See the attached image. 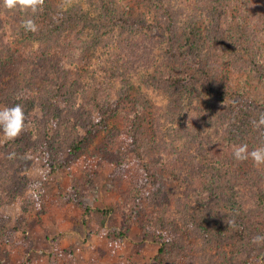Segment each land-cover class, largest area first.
Masks as SVG:
<instances>
[{
	"label": "rangeland",
	"instance_id": "obj_1",
	"mask_svg": "<svg viewBox=\"0 0 264 264\" xmlns=\"http://www.w3.org/2000/svg\"><path fill=\"white\" fill-rule=\"evenodd\" d=\"M95 1L101 6V20L107 22L108 17L116 21L133 13L131 8L138 16L144 11L140 6L137 8L133 0ZM59 3L68 8L76 4L84 9L89 6L88 0H59ZM224 4L220 20L211 21L218 29L213 33L215 38L201 49L202 55H211L223 62L222 93L215 96L198 85L197 90L202 89L200 99L192 100L190 105L180 101L174 104L176 110L171 112L168 99L160 91L142 85L140 77L130 67L142 60H134V57L143 54L141 47L150 40L144 37L150 31V24L145 30L132 27L126 32L119 30L107 34L97 41L96 50L90 51V56L78 50H83L90 39L86 32L80 33L74 46L79 56L71 60L68 57L58 59V69L38 76L28 85L23 84L22 77L10 81L6 72H0L1 79L9 81L8 86L13 87L9 92L25 114L24 131L15 141L10 142L0 134V146L8 149L5 163L20 169L22 179L31 186H40L30 187L26 196L0 206V264H154L161 243L145 233L129 211L132 205L129 196L137 185L144 183L147 167L146 159L137 158L130 133L135 109L144 111L140 118L144 120V133L138 146L162 167L170 166L171 169L172 165H177L176 168L183 165L188 170L189 179L177 177L172 182L173 195L167 200L168 221L179 223L176 204L187 192L194 198L196 195L197 202L194 201L192 207L196 211L194 221L200 226L199 233L207 235L211 228L215 230L207 237L186 231L184 240L170 247L167 264L240 263L244 256L238 252L245 242L234 243L229 234L217 231L229 221V214H213L210 208H200L197 193L202 197L205 193L192 185L194 167L202 168L208 162L212 165L228 159L223 139L210 127H203L200 117L210 120L223 112L229 123V106L239 102L247 115L244 119L247 122L245 143L249 150L260 146L264 138V128L256 130L251 124L264 113V0H254L247 10H241L236 2L230 9L227 1L224 0ZM155 11L156 8L148 22ZM21 14L18 9L0 8L3 20L0 35L10 42L14 38L12 26L17 17L24 16ZM96 16L97 11L94 12ZM208 25L209 20H200V36L210 32L209 29L205 32ZM42 26L46 28V24L40 22L38 28ZM120 42L126 44L121 50ZM21 43L19 41V45ZM218 44L226 54L223 57L220 51L211 50ZM229 44L233 46L230 49ZM39 47L41 43L36 42L31 48L36 51ZM159 50L149 58L150 72L155 71L154 74L159 69ZM195 53H190L188 59L192 63ZM9 64L5 63V70ZM37 71L43 73L41 66H37ZM146 73L149 72L142 69L141 74ZM95 100L101 101V105L109 103L116 109L119 107L120 113L117 117H104L102 110L94 106ZM141 101L149 102V106H142ZM0 107L10 106L2 101ZM168 112L171 114L169 120ZM94 121L106 124L94 126L91 142L74 154L71 146L87 135ZM224 126L229 129L228 125ZM11 154L14 156L10 159ZM57 161L65 165V169L55 168ZM123 163L127 164L126 172L122 177H115ZM6 165H0V173L8 170ZM239 169L245 177L251 174L253 180H258V184H248L246 188L251 202L253 198L257 202L245 207L249 214H258L264 210V204H259L264 192V183L260 184L264 179V167L257 168L249 160ZM34 192L38 199L34 198ZM211 196L205 198L208 203L212 201ZM137 204L145 213L152 211L149 209L151 203L146 204L143 198ZM250 264H261V260L253 257Z\"/></svg>",
	"mask_w": 264,
	"mask_h": 264
},
{
	"label": "trees",
	"instance_id": "obj_2",
	"mask_svg": "<svg viewBox=\"0 0 264 264\" xmlns=\"http://www.w3.org/2000/svg\"><path fill=\"white\" fill-rule=\"evenodd\" d=\"M133 1L136 2L137 8L140 6L144 10L139 16L136 15L135 9L131 8L133 13H127L116 21L110 20L108 17L107 22L101 20L102 16H100L99 11L101 6L95 0H88V9L82 8L80 4L68 8L61 5L59 0H44L33 18L38 26L41 22L46 24V28L42 26V29L38 28L35 33H25L20 26L25 18L22 13L24 16L21 14L22 18L17 17V21L14 23L15 26H12L11 29L14 35L13 42L6 39L3 34L0 35V72H6L7 76L10 77V81H15L18 77H22L24 79L23 84L28 85L33 83L35 79L37 80L38 76L48 75L53 72V69L58 66V59L66 57L70 58V60L76 59L79 56L76 55L78 50L82 51L83 55L90 56V51L96 50L97 41L99 39L102 40L107 34H112L114 31L119 32V30L122 32L125 30L126 32L129 29L131 30L132 27L145 30L150 24V31L145 33L146 35L143 33L144 37H148L150 40L141 47L143 54L139 57H134V60L139 58H142V60L140 63L137 62V66L136 63L130 65V67H133L131 71L140 77L141 84L147 88L160 91L169 101L167 105L170 107V112L172 109L176 110L173 107L179 104L180 101L181 104L186 101V104L190 105L192 100L194 102V99H196L195 101L200 99L199 91L202 90L201 88L214 93L215 96L220 95L222 93L220 76L224 70L222 68L223 62L211 55H202L201 49L210 39L213 40L215 38L213 33L217 32L218 29L214 27L215 24H211V21L217 22L224 14V0ZM226 1L227 4L229 3V9L236 2L237 7H240L241 10H247L254 0H225V3ZM155 8L156 11L150 17L152 18L150 23L147 20ZM96 11L97 16L94 17V12ZM262 15L264 23V12ZM200 20H209V25L205 32L208 29L210 32H207L204 35L205 37L198 34V31H200L198 27ZM2 23L3 20L0 15V33ZM85 32L90 39L85 42L83 50H77L74 47L75 43L81 37L80 33ZM153 38L154 40H151ZM19 41L22 42L20 45ZM36 42L41 43V47H39V50L32 51L31 47ZM120 43V50L126 47L125 43ZM222 43L224 44V42ZM232 47V44H229V49ZM157 49H160L159 55L161 58L157 66V69L158 67L159 69L154 74L155 71L153 73L150 72L149 58L155 55L154 53H156ZM214 49L216 52H221V57L226 55L219 44L215 48L211 47V50ZM192 52H196L193 63L188 60ZM6 62L10 63L7 66V70H5ZM228 62L229 60L226 61V64ZM37 66H41L43 73L37 71ZM152 68H154V65H152ZM142 69L149 73H146L147 75L141 74ZM202 78L203 80L201 81ZM8 82L0 77V103L3 101L12 107L16 99L9 92L13 87L8 86ZM198 85L201 86L199 90H197ZM180 92L182 93L181 95ZM94 104L95 107H98V110H102L104 117H117L120 113L118 105H114L118 107L116 109L109 103L101 105V101L97 100L94 101ZM145 104L147 107L149 106V102L144 103V101H141L142 106ZM234 104L229 106V123L225 121L223 112L210 120L200 117L204 123L203 127H210L223 139L224 144L222 143V145L228 159L219 160L220 163H213L212 165L208 162L209 165L207 164L202 168L194 167L192 169L194 179V181L192 180V185L200 187L205 193V197L197 193L200 199L197 204L200 208L205 210L210 208L213 214H218L219 212L229 214V221L221 225V228L217 231H224L225 234H229V239L234 243L245 242L243 246L240 244L242 250L238 253L244 257L240 259L238 264H250V260L253 257L259 258L261 264H264V245L256 246L251 242L254 236L258 234L264 235V210H261L262 212L258 214H249L245 209L246 205L257 202L255 198L251 202L250 194H248L246 188H248V184H258V180H253V175L251 174L245 177V174L239 169L244 162H237L233 158L234 146L245 143V129L247 127V122L244 120L247 116L244 115L245 111L240 108L239 102ZM188 105H185V107ZM105 106H110L111 108L105 110L106 108H103ZM137 110L135 109L136 114L132 119L133 124L130 126V133L135 142L136 156L139 160L146 159L147 167L144 169V183L137 185L135 191L131 194L132 196H129V200H132L129 211L131 218L137 220L141 229L161 243L153 263L167 264L170 247L174 242H180V239L184 240L185 235H187L186 231L192 230L194 234L207 237L209 236L208 234L213 235L215 230L211 228L209 233L206 231L207 235L199 233L200 229L198 227L200 226L197 225L196 220L194 221V213L196 211L193 208L194 206L192 207L194 201L197 202L196 195L194 198L187 195V192H184L182 197H179L176 204L179 223L172 224L168 221L167 200L173 195L172 182L177 177L183 179L185 176L186 179H189L188 170L183 165L178 168H176L177 165H172L171 169L170 166L162 167L156 163L155 159L146 150L138 146L139 140L142 139L144 133V120H140V118H143L142 112L144 111ZM243 116L245 117L241 118ZM170 117L171 114L168 112L167 119L169 120ZM237 121H240L239 124H236ZM98 124L104 126L106 123L104 124V121L101 123L100 121H94L89 126L87 135L71 146V151L74 154L80 153L86 148V144L91 142L95 131L94 126ZM225 124L228 125L229 129L225 128ZM263 142L264 138L261 139V145L264 144ZM7 150L0 146V165L7 164L6 167L8 169L5 173H0V206L9 204L13 199L26 196L31 187L30 182L22 179L20 169L17 170V168L5 163ZM13 160L12 163L14 162ZM20 165L22 164L20 163ZM125 166H127L126 163L119 165L115 177L124 175L126 172ZM55 168L63 170L65 165L57 161ZM244 179L245 181L243 182L242 180ZM263 181L264 179L260 184H263ZM208 195H212L210 203L205 199ZM141 198L145 200L146 204L148 202L149 204L151 203V205L148 204L149 209H152L150 213H145L142 207L140 209L137 202L141 201ZM262 203L264 204L263 191L262 199H259V204ZM133 213L136 217H134ZM202 231L205 232V230Z\"/></svg>",
	"mask_w": 264,
	"mask_h": 264
},
{
	"label": "clouds",
	"instance_id": "obj_3",
	"mask_svg": "<svg viewBox=\"0 0 264 264\" xmlns=\"http://www.w3.org/2000/svg\"><path fill=\"white\" fill-rule=\"evenodd\" d=\"M44 0H0V8L10 11L19 10L25 18L21 22V28L25 33H35L38 31V25L33 16L38 12ZM253 129L260 130L264 128V113H261L258 119L251 121ZM25 114L20 104L12 107H0V134L8 141H15L24 131ZM14 154H11V159ZM233 158L237 162H246L251 160L257 168L264 167V144L249 150L246 143L234 146ZM33 189L39 188V185H32ZM34 198L38 199L36 193ZM231 226V225H230ZM252 244L256 246L264 245V235H256L252 238Z\"/></svg>",
	"mask_w": 264,
	"mask_h": 264
}]
</instances>
